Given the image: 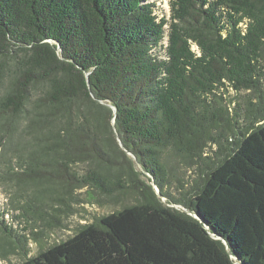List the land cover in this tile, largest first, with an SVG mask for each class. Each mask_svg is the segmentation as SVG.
Here are the masks:
<instances>
[{"label":"trees","instance_id":"obj_1","mask_svg":"<svg viewBox=\"0 0 264 264\" xmlns=\"http://www.w3.org/2000/svg\"><path fill=\"white\" fill-rule=\"evenodd\" d=\"M168 6L0 0L1 259L264 264V0ZM82 189L137 201L26 256Z\"/></svg>","mask_w":264,"mask_h":264},{"label":"rangeland","instance_id":"obj_2","mask_svg":"<svg viewBox=\"0 0 264 264\" xmlns=\"http://www.w3.org/2000/svg\"><path fill=\"white\" fill-rule=\"evenodd\" d=\"M155 4V14L158 16H169V0H149ZM235 97V95L233 96ZM176 179L181 185H185L188 179V173L185 171H179L176 175ZM178 184L177 181L174 182ZM77 199L83 200L80 203L73 204V213L66 219H62V227L56 229L44 230L38 241L29 239L25 244L26 256L30 257L35 255L40 249L64 240L70 236L73 231L81 225L94 222L102 216H105L111 212L133 205L137 201L135 193L128 191L123 195L114 196L112 198H104L97 196L94 192L87 194L86 189L79 190ZM2 199L0 193V201ZM50 202H48L49 206ZM21 260L19 253L10 254L3 260L0 258V264H17Z\"/></svg>","mask_w":264,"mask_h":264},{"label":"water","instance_id":"obj_3","mask_svg":"<svg viewBox=\"0 0 264 264\" xmlns=\"http://www.w3.org/2000/svg\"><path fill=\"white\" fill-rule=\"evenodd\" d=\"M46 42L49 43L50 45H54V44H55L54 42H52V41H50V40H47ZM56 53H57L59 59L62 60L63 58L61 57V54H60V53H61V49H60L59 45H56ZM84 76H85V79H86V83H87V85H88V80H87V76H88V74H87V73H84ZM90 96L93 98V96H92L91 93H90ZM98 102H99L100 104L105 105L106 107H108V108L111 110V112H112L111 126H112V129H113L114 138H115V141H116L118 147L124 152V154H125L128 158H130L131 160H133L134 162H136V159H135L134 155H133L132 153H130L129 151H127V150L123 147V145H122V143H121V140H120L118 134H117L116 131H115V128H114L115 115H116V109H115V107H113V106L110 105V104L104 103V102H102V101H98ZM138 168H139V167H138ZM139 171H140V172H141V173H142L147 179L150 180V181L147 182V183L151 186L153 193H154L157 197L161 198V197H160L159 190H158L157 186L154 184L153 179H151V178L149 177V175L146 174V173H145L143 170H141L140 168H139ZM173 207H174V208H177V207H175V206H173ZM177 209H178V208H177ZM179 210H180L181 212H184V213H187V214L191 215L192 218H194L195 220H198V221L200 222V220L198 219V216H197L196 214H190L189 212H187V211H186L185 209H183V208H179ZM205 228L207 229V227H205ZM211 237H212L213 239H215V240H218V239H219V237H216V236L214 237V235H211ZM222 243H223V245H224V247H225L226 252L229 254V256H230V258L233 260V262L238 263V264H244V263H242V262H238L237 257H236L235 255L231 254V252H230V250H229L228 245H227L226 242L222 241Z\"/></svg>","mask_w":264,"mask_h":264}]
</instances>
